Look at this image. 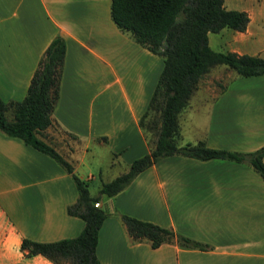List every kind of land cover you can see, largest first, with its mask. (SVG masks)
Here are the masks:
<instances>
[{
  "label": "crops",
  "instance_id": "0c3cea01",
  "mask_svg": "<svg viewBox=\"0 0 264 264\" xmlns=\"http://www.w3.org/2000/svg\"><path fill=\"white\" fill-rule=\"evenodd\" d=\"M109 2L0 0V98L23 97L44 48L61 36L58 97L44 138L88 181L91 168L80 166L90 144L107 155L98 166L99 181L148 151L138 120L162 68L159 55L115 25ZM223 6L245 10L247 24L242 31L230 28L223 49L212 48L207 32L209 46L261 56L264 0H223ZM222 68L228 77L216 92L210 86L200 91L198 82L179 112V143L202 139L209 147L253 150L264 144V74L237 76ZM187 108L202 110L205 120L186 122ZM76 195L70 175L52 157L0 132V264H55L40 253L27 255L20 242L76 235L83 220L66 211ZM98 202L107 213L95 245L100 264H264V180L246 162L172 154ZM120 213L169 227L205 247L132 241Z\"/></svg>",
  "mask_w": 264,
  "mask_h": 264
},
{
  "label": "trees",
  "instance_id": "16d2710c",
  "mask_svg": "<svg viewBox=\"0 0 264 264\" xmlns=\"http://www.w3.org/2000/svg\"><path fill=\"white\" fill-rule=\"evenodd\" d=\"M109 14L120 30L129 32L136 42L161 57L162 68L138 120L149 144L148 151L132 159L124 171L101 181L97 194L89 193L88 180L77 176L71 164L44 138V130L52 124L51 112L58 97L65 52L61 36L55 35L44 48L23 97L7 101L0 98V132L18 137L52 157L70 175L76 188L75 200L66 206L68 214L83 220L76 235L52 241L22 238L20 242L27 255L40 253L55 264H100L95 245L107 213L93 202L100 195L119 192L140 171L162 157L180 154L246 162L264 180V144L253 150L237 151L209 147L202 139L179 143L178 114L188 104L200 78L212 67L222 64L237 76L264 74V57L214 50L207 41V32H217L222 27L244 30L247 12L225 8L223 0H110ZM119 216L132 241L146 240L156 247L174 240L182 246L205 247L169 227L123 213Z\"/></svg>",
  "mask_w": 264,
  "mask_h": 264
},
{
  "label": "rangeland",
  "instance_id": "374dc122",
  "mask_svg": "<svg viewBox=\"0 0 264 264\" xmlns=\"http://www.w3.org/2000/svg\"><path fill=\"white\" fill-rule=\"evenodd\" d=\"M263 30H264V26H263ZM230 28H224V30H222V32H210V45L212 46V48H225V42L226 39L228 38V36L230 35ZM262 38H264V31L262 34ZM260 56V55H259ZM261 57H264V52L261 53ZM224 65L222 64H218L215 65L214 67H212L210 69L209 72H207L206 74H204L202 76V78L199 80V90H207V86H210V88L213 87V91L212 93L218 89L217 83H223L226 81L227 77H228V71L226 70V68H222ZM209 90V89H208ZM186 112H189L188 115H186V122H195V120H200V121H204L205 120V116L206 114L202 111V110H198V111H192L191 109L186 110ZM194 118V119H193ZM182 127L184 128L185 126L181 123ZM52 132H57L56 130L52 129ZM184 131V129H183ZM187 135L189 134L190 136L193 135L192 131L190 130V126L189 128H187ZM46 136H48V132H45ZM50 137V136H49ZM48 137V138H49ZM107 158L105 149L103 147L97 146L95 144H90L88 146L87 151L84 153L83 155V163L81 164L80 167L84 168V166L88 163V167L91 168V172L93 173V179L88 181V188L91 192H95V186L96 185H100L101 181H99V179L101 178L99 176V164H101L102 162H104ZM112 169L109 171L114 172L116 170L115 167H111ZM75 173L77 175H81L80 171L77 169V171H75ZM109 176V175H108ZM103 178V177H102ZM101 178V179H102ZM104 181V180H103Z\"/></svg>",
  "mask_w": 264,
  "mask_h": 264
},
{
  "label": "built area",
  "instance_id": "2783aa9c",
  "mask_svg": "<svg viewBox=\"0 0 264 264\" xmlns=\"http://www.w3.org/2000/svg\"><path fill=\"white\" fill-rule=\"evenodd\" d=\"M93 205H95V206H99L100 204H99L98 201H95V202H93Z\"/></svg>",
  "mask_w": 264,
  "mask_h": 264
}]
</instances>
